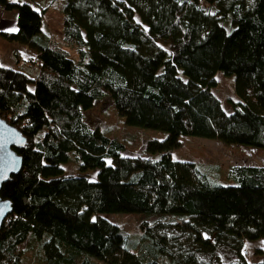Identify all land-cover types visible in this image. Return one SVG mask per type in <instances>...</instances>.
Returning a JSON list of instances; mask_svg holds the SVG:
<instances>
[{
	"label": "trees",
	"instance_id": "1",
	"mask_svg": "<svg viewBox=\"0 0 264 264\" xmlns=\"http://www.w3.org/2000/svg\"><path fill=\"white\" fill-rule=\"evenodd\" d=\"M37 1L0 0L17 14L0 37L32 53L0 65V117L26 139L21 170L0 187L12 212L0 264H27L32 245L37 264H264L243 253L264 244V164L230 166L224 186L170 155L183 136L264 150V0ZM48 8L73 53L43 32ZM217 72L234 78L230 113L211 93ZM105 96L122 128L165 136L124 154L120 138L83 121ZM70 155L79 172L63 176ZM102 213L151 217L137 251Z\"/></svg>",
	"mask_w": 264,
	"mask_h": 264
},
{
	"label": "rangeland",
	"instance_id": "2",
	"mask_svg": "<svg viewBox=\"0 0 264 264\" xmlns=\"http://www.w3.org/2000/svg\"><path fill=\"white\" fill-rule=\"evenodd\" d=\"M51 0H38L34 5L29 3L33 9L46 8ZM17 2H22L17 0ZM16 10H1L0 9V26L6 29L7 25L12 23L13 27L7 28L10 32H14L16 29ZM42 30L45 34H48L54 38V40L63 45L69 53H73L71 46L64 45L62 43V23L60 12H55L48 8L43 12ZM16 51V58L20 64H26L31 59L32 53L27 48L18 45L11 44L3 40L0 37V65L15 68L18 62H14L12 56ZM32 60V59H31ZM216 86L211 89V93L216 96L223 111L230 113L233 110L231 103L238 100L237 95L233 91L234 78L233 76L223 75L221 72L215 74ZM29 90L33 89V84H28ZM83 121L91 130H101L110 136L120 138L124 144L123 153L126 155H140L143 154L144 146L147 141L151 139H159L165 136L163 132L156 130H146L142 128H136L128 126L126 128L121 127V122L116 117L114 109L112 107L111 99L105 96L104 99L94 102L93 106L83 112ZM122 126H124L122 124ZM181 144L173 148L170 151L171 158L179 161H191L197 168L205 175L213 184H220L227 186L233 184L229 176L230 166H250L264 164V150L254 147H245L241 145L223 144L218 140L203 139L199 137H180ZM63 168V176H74L79 172V166L73 156L70 155L69 159L61 165ZM93 178V176L91 177ZM101 217L108 220L110 223L115 224L119 229L123 230L127 234V241L125 246L132 252L137 251L135 244L138 241V237L141 233V224L143 222H150L151 217L145 214L138 213H102ZM30 245L28 242L20 245V248L27 249L26 246ZM243 253L248 262L252 263L264 257V244L258 240L254 243L244 242ZM29 249V248H28ZM25 261L27 264H37L38 258L34 253L33 245L25 252ZM261 255V256H260ZM34 259V260H33Z\"/></svg>",
	"mask_w": 264,
	"mask_h": 264
},
{
	"label": "water",
	"instance_id": "3",
	"mask_svg": "<svg viewBox=\"0 0 264 264\" xmlns=\"http://www.w3.org/2000/svg\"><path fill=\"white\" fill-rule=\"evenodd\" d=\"M25 141L20 131L0 117V187L21 170L22 158L16 150L23 147ZM11 213L10 201L0 197V227Z\"/></svg>",
	"mask_w": 264,
	"mask_h": 264
},
{
	"label": "crops",
	"instance_id": "4",
	"mask_svg": "<svg viewBox=\"0 0 264 264\" xmlns=\"http://www.w3.org/2000/svg\"><path fill=\"white\" fill-rule=\"evenodd\" d=\"M10 1H13V0H10ZM16 1H17V0H16ZM21 1H22V0H21ZM0 24H2V22H0ZM12 25H13V24L10 23V25H7L6 29H3V30H7V31H9L10 29L8 30L7 28H9L10 26L13 27ZM2 28H3V27L0 26V30H1Z\"/></svg>",
	"mask_w": 264,
	"mask_h": 264
}]
</instances>
